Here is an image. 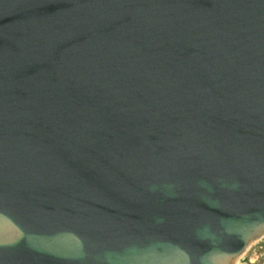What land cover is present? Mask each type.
<instances>
[{"label":"water","instance_id":"obj_1","mask_svg":"<svg viewBox=\"0 0 264 264\" xmlns=\"http://www.w3.org/2000/svg\"><path fill=\"white\" fill-rule=\"evenodd\" d=\"M264 231V0H0V264H231Z\"/></svg>","mask_w":264,"mask_h":264},{"label":"rangeland","instance_id":"obj_2","mask_svg":"<svg viewBox=\"0 0 264 264\" xmlns=\"http://www.w3.org/2000/svg\"><path fill=\"white\" fill-rule=\"evenodd\" d=\"M237 264H264V235L249 244L237 258Z\"/></svg>","mask_w":264,"mask_h":264},{"label":"bare ground","instance_id":"obj_3","mask_svg":"<svg viewBox=\"0 0 264 264\" xmlns=\"http://www.w3.org/2000/svg\"><path fill=\"white\" fill-rule=\"evenodd\" d=\"M264 235V231L261 233V235L259 236V237H261V236H263ZM259 237H257V238H255V239H253V240H256V239H258ZM252 240V241H253ZM252 241H250L249 243H251ZM242 254V253H241ZM240 254V255H241ZM239 257V255L236 257V258H234L233 260H231V264H237V258Z\"/></svg>","mask_w":264,"mask_h":264}]
</instances>
